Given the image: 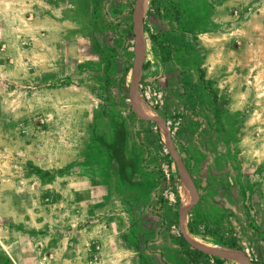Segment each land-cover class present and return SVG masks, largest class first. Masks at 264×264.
Instances as JSON below:
<instances>
[{
  "label": "rangeland",
  "instance_id": "1",
  "mask_svg": "<svg viewBox=\"0 0 264 264\" xmlns=\"http://www.w3.org/2000/svg\"><path fill=\"white\" fill-rule=\"evenodd\" d=\"M136 1L0 0V264H190L179 165L125 73ZM241 1L149 0L135 96L195 189L188 232L264 264V40Z\"/></svg>",
  "mask_w": 264,
  "mask_h": 264
},
{
  "label": "bare ground",
  "instance_id": "2",
  "mask_svg": "<svg viewBox=\"0 0 264 264\" xmlns=\"http://www.w3.org/2000/svg\"><path fill=\"white\" fill-rule=\"evenodd\" d=\"M139 31H140V42L137 44L138 47V60L136 61V70L137 75L139 74L141 70V65L143 61L144 51H145V38L142 32V26L139 24ZM137 78L136 77L133 81V86L131 87V93L134 96L132 99L133 104L136 106V109L139 114H141L144 117L150 118L151 120L155 121L161 131V137L164 140V142L168 145L169 150L175 158L177 164L179 165V174L181 177V210H180V216L182 217V225H181V231L185 234L186 238L190 241L191 245L199 250L207 251L210 253H215L224 257L229 258L231 261L236 262L238 264H251L250 261L247 260V258L238 250H233L221 246H213L206 243L201 242L200 240L196 239L190 232L187 230V219H186V209L187 207L192 203L191 202V193L194 194L195 197V189L193 187V184L185 170L184 164L182 162V158L180 154L175 150L174 146L170 142V139L168 137V132L166 129L165 121L162 118V116L157 113L156 111L144 107L142 102H140L139 97L138 100L136 98L137 93ZM132 96V97H133ZM141 103V104H140ZM143 106V107H142ZM180 217V218H181Z\"/></svg>",
  "mask_w": 264,
  "mask_h": 264
},
{
  "label": "trees",
  "instance_id": "3",
  "mask_svg": "<svg viewBox=\"0 0 264 264\" xmlns=\"http://www.w3.org/2000/svg\"><path fill=\"white\" fill-rule=\"evenodd\" d=\"M152 4H153V2H152ZM133 32H134L133 29H131L129 32L122 33L123 35H127V37L131 38L130 49L126 50V55H128V57H130V66L125 71L126 75L129 72H131L134 68V62L131 61L135 57L134 56L135 55L134 44L132 43V41L134 42V40H135V35ZM146 68H147V63L143 66L144 70ZM109 79L110 78H107L106 81H109ZM203 80L205 81V77H203ZM150 124H152L155 127V132L157 134L159 142L164 146L165 143L163 142V140L161 138V133H160L159 127L155 123L150 122ZM166 163H167L168 170L170 171V173H172L173 164L175 162H174L170 153H167V155H166ZM170 178L172 181V185H175V183L173 182L172 174H171ZM179 180H180V178H179ZM173 187H174V194H175V198H176V201L174 203V207L176 208V211H177L176 216H177V220H178L179 212H178L177 208L180 207L179 205L181 204L180 203L181 197H180V193L178 191L177 186L175 185ZM188 228H189V232L192 235H194L195 237L202 238L206 241H211L212 243H214L218 246H221V247H225V248H229V249H233V250L239 249L236 242H234V241L230 242L229 240H226L224 235L221 234V232L218 230L210 229V228H207L206 230H199L194 226V224L192 222L189 223ZM174 242L178 246H180V249L182 251L183 256L185 257L187 262H189L190 264H230V262L228 260H224V259H221V258L216 257V256L208 255V254L194 248L188 242V240L186 238H184L183 235L176 237ZM252 263L256 264L254 261H252ZM233 264H236V263H233Z\"/></svg>",
  "mask_w": 264,
  "mask_h": 264
},
{
  "label": "water",
  "instance_id": "4",
  "mask_svg": "<svg viewBox=\"0 0 264 264\" xmlns=\"http://www.w3.org/2000/svg\"><path fill=\"white\" fill-rule=\"evenodd\" d=\"M148 5H149V0H137L136 1L135 11H134V34H135V47H134L135 59H134V63H135V65H136V61L139 58V56H138V47H137V44L140 42L139 24H141L142 32H143V23H144V18H145L146 14H147ZM143 35H144V33H143ZM141 71H143V65L141 67ZM134 76H136V68H134V70H133V77H132L133 80L135 78ZM133 80L131 82V86L134 85L133 84ZM190 195H191V202H193L194 201V194L191 193ZM197 203L194 204V205H190L186 209L187 210L186 211V215L187 216L196 207ZM181 225H182V217L180 218V228H181ZM200 251H202V250H200ZM202 252H204V251H202ZM204 253H206V252H204ZM206 254H208V253H206ZM208 255H211V254H208ZM211 256H213V255H211Z\"/></svg>",
  "mask_w": 264,
  "mask_h": 264
},
{
  "label": "crops",
  "instance_id": "5",
  "mask_svg": "<svg viewBox=\"0 0 264 264\" xmlns=\"http://www.w3.org/2000/svg\"><path fill=\"white\" fill-rule=\"evenodd\" d=\"M241 3L243 6H253V8H255L253 14L249 16L248 21H245L244 24L247 25L250 22L258 23L261 43L262 40H264V0H242ZM261 54L263 55L264 53L261 51ZM260 74L262 75V71H260ZM262 84H264V82Z\"/></svg>",
  "mask_w": 264,
  "mask_h": 264
}]
</instances>
